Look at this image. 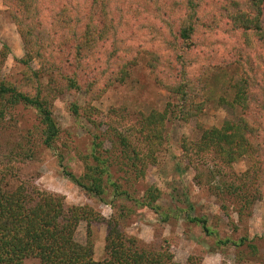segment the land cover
Returning a JSON list of instances; mask_svg holds the SVG:
<instances>
[{
	"label": "rangeland",
	"instance_id": "obj_1",
	"mask_svg": "<svg viewBox=\"0 0 264 264\" xmlns=\"http://www.w3.org/2000/svg\"><path fill=\"white\" fill-rule=\"evenodd\" d=\"M190 1L198 4L196 13L201 30L187 47L178 35ZM229 1L110 0L107 6L98 9L91 0H34L33 10L27 14L29 19H24L22 12L17 15L19 8L14 7L12 0H0V49L4 45L9 48L1 65V79L19 81L24 68L18 60L24 56L26 48L34 55L31 49L37 42L41 44L43 60L52 63L62 75L75 72L80 83L93 82L87 95L68 91L53 99L52 111L60 128L59 136L53 148L40 146L33 159L21 164V178L41 190L63 196L66 205H88L105 218L114 215L117 206H132L133 212L124 219L123 230L153 248H168L176 262L185 263L188 257H195L198 264H264V198L252 204L246 212L248 215L240 216L235 198L222 196L223 184L241 176L250 167L249 161L244 158L224 165L213 161L211 156L205 159L192 156L188 161L181 148L182 143L197 140L201 128L219 127L240 113L239 109L229 107L228 101L232 98L229 80L233 75L246 76L249 64L254 67L259 83L253 90L257 99L263 97L260 84L264 76V43L252 31L232 24L225 10ZM236 1L241 10H247L245 0ZM65 7L68 13L60 15ZM101 10L110 19L106 20L107 30H112L113 26L115 33L107 41H97L96 52L83 60L85 65L76 66L75 44L83 34L98 31L89 16L101 15ZM69 21L71 26L67 28ZM261 25L264 28V8ZM127 60L128 79L108 86L110 63H115L113 71H116L117 63ZM132 60L134 65L130 64ZM41 63L36 57L32 67L38 69ZM149 63H156V68L153 70ZM183 75L194 82V99L202 105V111L185 122L170 118L166 124L167 139L157 164L129 189L132 196L141 198L148 187L158 188V212L132 201L116 199L110 188L104 200H100L66 176L65 171L76 176L83 174L80 157L89 154L91 149L95 130L83 113L92 114L101 122V127L134 124L142 115L152 110L162 111L167 103L176 101V96L160 87L156 80L169 76L167 80L174 83ZM72 103L81 106L79 116L70 110ZM261 104L264 105V99L250 108L249 121L258 129L257 142L263 144ZM11 119L18 121L20 132L24 133L35 124V111L20 107L11 113ZM13 139V134L1 136L0 155L8 151V143ZM263 155L264 151V159ZM261 178L264 181V176ZM161 211L169 215L167 220H163ZM186 213L206 218L216 232L208 235L200 225L184 219ZM85 230V223H81L76 232L78 240L85 239ZM92 235L93 258L102 260L106 226L93 224ZM225 238L236 242L246 240L239 247L217 243ZM249 243L256 246L255 255ZM24 264H39V260L29 258Z\"/></svg>",
	"mask_w": 264,
	"mask_h": 264
},
{
	"label": "trees",
	"instance_id": "obj_2",
	"mask_svg": "<svg viewBox=\"0 0 264 264\" xmlns=\"http://www.w3.org/2000/svg\"><path fill=\"white\" fill-rule=\"evenodd\" d=\"M12 1L14 7L19 8L17 15L22 12V18L29 19L27 14L33 10L34 0ZM91 1L98 9L110 2ZM228 4L225 10L232 24L252 31L264 43V28L261 25L264 0H245L247 10H241L236 0H230ZM197 7V3L190 1L181 19L178 36L187 43V47L192 45L195 33L201 30ZM100 12L101 15L89 16L96 23L98 31H93L92 35L83 34L75 44L76 66L85 65L83 60L96 52L97 41H107L115 33L113 26L112 30H107L110 19L104 11ZM63 13H68L66 7L59 12L60 15ZM70 22H67V28L71 26ZM33 47L34 55L26 48V53L18 60L24 68L18 82L0 78V139L6 133L14 136L8 143V151L0 155V264H24L29 258L38 259L39 264H198L195 257H188L185 263L176 262L168 248L156 249L128 235L123 230V222L132 214V206H117L116 213L105 218L88 205H66L63 196L41 190L34 183L21 178V164L33 159L40 146L53 148L59 136L60 128L52 111L53 99L68 91L87 95L93 88L92 81L80 83L75 72L62 75L52 63L43 60L40 43L35 42ZM8 54L9 48L4 45L0 49V69ZM36 57L42 61L38 69L32 67ZM155 62H158L157 58ZM111 64L108 66L106 84L124 83L129 77V61L117 63L116 71H113L115 63ZM130 64L134 65L135 61H130ZM149 66L154 70L157 64L149 63ZM246 68V76L233 75L229 80L232 98L227 103L232 110L239 109L240 113L233 119L225 120L219 127L201 128L197 140L184 142L181 146L183 157L188 161L192 156L199 159L211 156L213 161L218 160L224 165H232L244 158L249 161L250 167L241 176H235L233 182L223 184L222 196L235 198L238 205L236 211L240 216L248 215L246 212L252 204L264 198L261 189L264 187L261 178L264 176V142H257L258 129L249 121L250 108L258 100L264 99V76L260 84L263 97L257 99L253 90L255 84H259L256 72L250 64ZM167 79L169 76L156 80V83L176 96V101L167 103L162 111L152 110L142 115L134 124L101 127V122H97L92 114L83 113L95 130L91 149L89 154L80 157L84 164L83 174L76 176L68 171L65 174L84 192L104 200L110 188L116 199L122 198L154 212L159 211L158 188L148 187L141 198L132 196L129 189L146 176L151 166L157 164L167 139L166 124L170 118L185 122L199 116L202 111V105L194 99L195 84L187 75L174 83ZM20 107L33 109L36 116L35 124L24 133L20 132L18 121L11 119V113ZM80 109L81 106L76 103L70 106L75 116L80 115ZM262 109L264 111V105ZM160 214L164 221L169 218L165 212L161 211ZM183 218L200 225L208 235L216 232L204 217L186 213ZM81 223H85L86 229L83 241L76 237ZM93 224L106 226L105 256L102 260L93 258ZM245 238L239 242L230 238L219 239L217 243L239 247L244 244ZM248 246L255 255L256 246L250 243Z\"/></svg>",
	"mask_w": 264,
	"mask_h": 264
}]
</instances>
